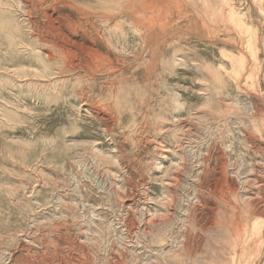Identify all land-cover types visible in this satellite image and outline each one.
<instances>
[{
	"label": "rangeland",
	"instance_id": "obj_1",
	"mask_svg": "<svg viewBox=\"0 0 264 264\" xmlns=\"http://www.w3.org/2000/svg\"><path fill=\"white\" fill-rule=\"evenodd\" d=\"M0 264H264V0H0Z\"/></svg>",
	"mask_w": 264,
	"mask_h": 264
}]
</instances>
